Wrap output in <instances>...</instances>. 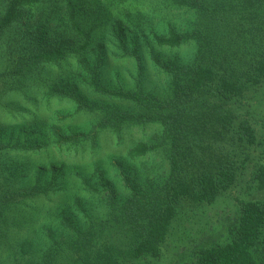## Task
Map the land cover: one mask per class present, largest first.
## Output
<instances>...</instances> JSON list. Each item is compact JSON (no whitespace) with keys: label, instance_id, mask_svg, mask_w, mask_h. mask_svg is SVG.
Returning <instances> with one entry per match:
<instances>
[{"label":"rangeland","instance_id":"374dc122","mask_svg":"<svg viewBox=\"0 0 264 264\" xmlns=\"http://www.w3.org/2000/svg\"><path fill=\"white\" fill-rule=\"evenodd\" d=\"M69 1L38 0L0 41V89L11 56L38 45L68 50L64 65L41 64L23 79L25 87L0 93V264L194 262L202 247L231 240L243 201L264 198L258 176L264 169V77L253 78L264 52V0H72L79 7L74 17L93 33L84 49ZM7 2L0 0V15ZM172 31L187 40L160 44L157 37ZM200 61L221 75L234 74L239 92L231 98L217 93L216 78L192 101L199 113L185 117L202 134L182 146L176 175L192 182L214 163L233 162L236 179L211 202L180 196L160 254L135 257V229L122 205L134 195L155 207L170 200L172 141L165 122L141 113L138 102L96 90L94 70L99 64L104 87L168 99L174 87L168 67ZM30 84L29 95L22 93ZM243 121L254 129L253 140L240 139ZM57 131L80 139L59 143ZM140 141L149 151L133 158L129 150ZM31 187L41 192H17ZM76 228L93 230V239L79 245ZM257 251L264 264V245Z\"/></svg>","mask_w":264,"mask_h":264},{"label":"trees","instance_id":"16d2710c","mask_svg":"<svg viewBox=\"0 0 264 264\" xmlns=\"http://www.w3.org/2000/svg\"><path fill=\"white\" fill-rule=\"evenodd\" d=\"M37 1L8 0L5 9L0 15V41L15 22L21 18L23 10L33 9ZM134 1L137 0H118V3L123 5ZM175 1L179 3L189 2L188 0ZM77 8L79 7L70 0L68 4V9L71 13L70 21L75 29L85 37V42L80 47L84 49L89 46L93 33L92 29L83 28L74 17ZM157 40L160 44L176 46L181 45L187 38L181 33L172 31L168 36H158ZM25 55L11 56L7 61V71L3 75L4 83L2 89H0L1 97L11 91L20 90L22 86L25 87L26 85L22 83L23 79L32 78L39 65L47 63H62L64 65L68 57V50L62 46L47 49L38 45L37 48H32ZM95 68L92 85H94L96 90L113 97L138 102L142 110L141 113H154V118L164 121L167 126L166 133L172 141L171 163L176 181L170 200L161 206L155 207L153 203L134 195L125 200L122 205V214L125 213L128 216V222L135 229V240L130 244V251L133 256L140 257L145 254L158 256L160 254V243L166 238L171 220L176 215V205L173 203L175 200H178L180 196H186L199 202H211L236 179V167L233 162L227 164L214 163L210 168L203 169L192 182L184 176L176 174L181 166L182 146L188 140L196 137L195 135L202 134L196 127L190 126L187 122V117H185L190 113H199L198 111H193L191 107L192 101L199 97V93L207 82L214 81L216 78L219 81L216 88L217 93L228 98L238 94V83L232 79L234 74L230 75L232 78L226 74L221 75L214 67L208 66L201 61L182 68L171 65L168 69L173 75V92L170 98L161 99L151 94L104 87L102 86L100 65H96ZM254 72L256 75L253 78L256 81L264 77V52L255 63ZM29 86L34 85H28L22 93L28 94L27 89ZM28 95L26 96L28 97ZM75 98L78 97L75 95ZM78 101L80 100L78 99ZM124 118L126 117H117L119 121ZM150 118L152 117L150 116ZM222 119L226 120L224 121L226 123L234 121L231 118L227 120L225 117H221ZM241 127L242 129L237 131L241 135L240 139L243 141L253 140L254 129L249 122L243 121ZM56 137L57 141L62 144L80 139L79 136H65L58 131L56 132ZM231 137L233 139L236 138L234 133H231ZM19 146L32 147V145L28 144L20 145L16 143L14 145L16 148ZM148 151L149 146L145 142L140 141L129 150V155L135 158L146 154ZM258 176L260 177V186L264 187V169ZM17 192L24 195H36L41 191L38 187H31ZM114 199L115 197L111 195L110 202L114 203ZM144 215H148L147 221L140 222ZM76 230L79 245L93 239V230H81L79 228H76ZM262 245H264V198L243 201L238 226L231 240L223 244L202 247L194 262L181 264H259L257 250Z\"/></svg>","mask_w":264,"mask_h":264}]
</instances>
